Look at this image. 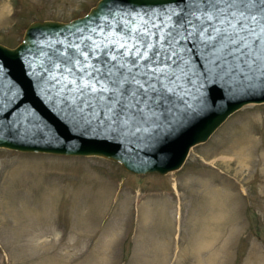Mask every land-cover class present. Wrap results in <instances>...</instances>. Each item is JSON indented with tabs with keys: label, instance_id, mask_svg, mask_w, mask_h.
Masks as SVG:
<instances>
[{
	"label": "rangeland",
	"instance_id": "obj_1",
	"mask_svg": "<svg viewBox=\"0 0 264 264\" xmlns=\"http://www.w3.org/2000/svg\"><path fill=\"white\" fill-rule=\"evenodd\" d=\"M97 1L0 0V43ZM0 264H264V102L230 113L164 174L0 146Z\"/></svg>",
	"mask_w": 264,
	"mask_h": 264
},
{
	"label": "snow or ice",
	"instance_id": "obj_2",
	"mask_svg": "<svg viewBox=\"0 0 264 264\" xmlns=\"http://www.w3.org/2000/svg\"><path fill=\"white\" fill-rule=\"evenodd\" d=\"M169 4L175 6L119 20L102 15L41 53L77 127L139 133L162 124L191 85L206 104L205 91L219 79L264 83V0ZM193 53L207 62L203 72L194 68Z\"/></svg>",
	"mask_w": 264,
	"mask_h": 264
},
{
	"label": "water",
	"instance_id": "obj_3",
	"mask_svg": "<svg viewBox=\"0 0 264 264\" xmlns=\"http://www.w3.org/2000/svg\"><path fill=\"white\" fill-rule=\"evenodd\" d=\"M174 6L169 0H98L86 14L68 21L30 22L22 40L13 47L0 43V127L4 129L0 146L103 155L118 160L134 173L164 174L178 169L190 146L205 141L230 113L248 102H264V83L223 78L216 87L205 91L206 104L200 101L196 85L189 86L187 94L177 99L172 114L155 129L137 133L132 129L76 126L78 117L63 107L44 70L46 63L41 53L48 51L53 41L64 39L74 27L95 22L102 15L114 13L119 20L130 12H159ZM192 56L194 68L203 72L207 62L202 63V57L196 58L195 53ZM161 139L177 141L164 157Z\"/></svg>",
	"mask_w": 264,
	"mask_h": 264
},
{
	"label": "bare ground",
	"instance_id": "obj_4",
	"mask_svg": "<svg viewBox=\"0 0 264 264\" xmlns=\"http://www.w3.org/2000/svg\"><path fill=\"white\" fill-rule=\"evenodd\" d=\"M161 143H163V147L161 148V155L163 157H164V155H166L170 150H172L177 145V141H173L171 139H161ZM14 213H15V211H14Z\"/></svg>",
	"mask_w": 264,
	"mask_h": 264
},
{
	"label": "trees",
	"instance_id": "obj_5",
	"mask_svg": "<svg viewBox=\"0 0 264 264\" xmlns=\"http://www.w3.org/2000/svg\"><path fill=\"white\" fill-rule=\"evenodd\" d=\"M256 228H257V229H256L257 231H260V229L258 228V226H256ZM257 234H258V236L261 235L260 232H257Z\"/></svg>",
	"mask_w": 264,
	"mask_h": 264
}]
</instances>
